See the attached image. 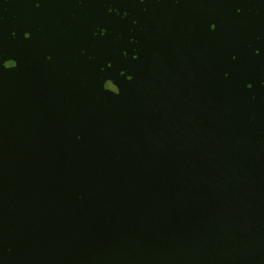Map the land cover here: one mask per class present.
Returning a JSON list of instances; mask_svg holds the SVG:
<instances>
[{"label":"water","instance_id":"1","mask_svg":"<svg viewBox=\"0 0 264 264\" xmlns=\"http://www.w3.org/2000/svg\"><path fill=\"white\" fill-rule=\"evenodd\" d=\"M0 264H264V0H0Z\"/></svg>","mask_w":264,"mask_h":264}]
</instances>
